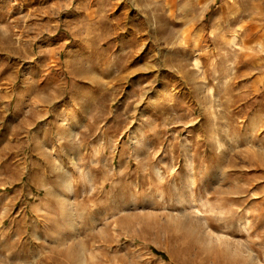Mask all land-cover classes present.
Masks as SVG:
<instances>
[{
    "label": "rangeland",
    "instance_id": "rangeland-1",
    "mask_svg": "<svg viewBox=\"0 0 264 264\" xmlns=\"http://www.w3.org/2000/svg\"><path fill=\"white\" fill-rule=\"evenodd\" d=\"M0 264H264V0H0Z\"/></svg>",
    "mask_w": 264,
    "mask_h": 264
},
{
    "label": "trees",
    "instance_id": "trees-1",
    "mask_svg": "<svg viewBox=\"0 0 264 264\" xmlns=\"http://www.w3.org/2000/svg\"><path fill=\"white\" fill-rule=\"evenodd\" d=\"M159 254H161V255H164L163 253H161V252H158Z\"/></svg>",
    "mask_w": 264,
    "mask_h": 264
}]
</instances>
